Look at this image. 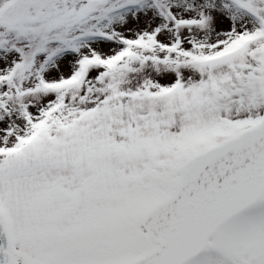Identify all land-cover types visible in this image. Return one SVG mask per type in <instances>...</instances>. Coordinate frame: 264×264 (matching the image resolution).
Instances as JSON below:
<instances>
[{"label":"snow or ice","instance_id":"obj_1","mask_svg":"<svg viewBox=\"0 0 264 264\" xmlns=\"http://www.w3.org/2000/svg\"><path fill=\"white\" fill-rule=\"evenodd\" d=\"M0 264H264V0H0Z\"/></svg>","mask_w":264,"mask_h":264}]
</instances>
